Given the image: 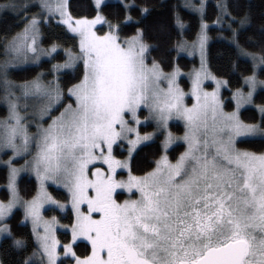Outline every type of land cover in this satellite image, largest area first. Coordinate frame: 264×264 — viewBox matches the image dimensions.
Returning <instances> with one entry per match:
<instances>
[{
  "label": "snow or ice",
  "instance_id": "1",
  "mask_svg": "<svg viewBox=\"0 0 264 264\" xmlns=\"http://www.w3.org/2000/svg\"><path fill=\"white\" fill-rule=\"evenodd\" d=\"M120 2L123 19L117 13L113 20L104 14L109 6L105 0H94L91 18L74 17L68 0H38L39 11L31 19L25 17L23 29L0 36V92L9 110L0 119V151H12L3 162L8 167V199L0 200V264H264V151L237 146L245 139H264V105L257 106L261 113L257 122L246 123L239 116L241 104L251 103L256 89L264 88V80L257 75V69L264 71V20L258 34L247 35L250 10L234 15L228 0H217L218 14L212 23L230 31L226 39L238 58L252 61L251 74L243 76L249 90H235L236 109L229 112L219 95L229 81L208 67L206 0L188 5L200 13L193 41L183 38L184 22L179 13L175 15L181 29L174 45L177 53L188 47L200 53V67L189 74L188 92L179 83V65L165 72L154 57L148 63L155 47L145 40L150 27L145 25V16L150 8L140 6L139 16L133 17L135 0ZM16 7L14 3L0 5ZM57 16L59 23L79 37V52L64 49L68 59L53 64L47 73L42 71L30 80L10 79L13 70L27 71L22 65L30 57L36 63L41 55L51 57L62 47L53 43L45 49L38 42L42 26ZM131 21L144 26L122 37L120 33ZM97 25H107L108 30L99 34ZM151 27L166 33L162 22ZM246 45H258L260 50L251 51ZM78 61L83 63V77L67 89L75 103L51 116L65 99L61 70L75 71ZM45 75L52 78L45 82ZM209 79L216 84L211 91L203 87ZM186 97L194 98V103L187 104ZM30 98H47L40 118L48 115L51 120L47 127L37 123L35 133L28 131L34 121H27L20 111L29 107ZM143 109L148 111L145 126L155 122L152 132L141 133L129 123L131 119L140 125L138 111ZM174 119L184 123L182 136L169 128ZM162 134L164 139L150 161L154 166L133 174L135 154ZM121 140L128 143L123 159L113 154V146ZM180 141L186 144L184 151L170 156L172 146ZM22 155L31 158L17 167L13 160ZM118 169H126L127 178L120 177ZM22 171L34 173L39 184L31 199L20 194ZM50 180L63 184L67 200L62 202L48 191ZM118 189H126L129 198L120 201ZM69 204L74 214L69 225H60L55 215H43L45 205L63 210ZM18 207L24 210V220H31V235L36 240L28 255H24L28 236L18 235L5 223ZM57 226L70 229L69 242L62 243L57 237ZM78 240L87 242L83 252L77 250Z\"/></svg>",
  "mask_w": 264,
  "mask_h": 264
},
{
  "label": "trees",
  "instance_id": "2",
  "mask_svg": "<svg viewBox=\"0 0 264 264\" xmlns=\"http://www.w3.org/2000/svg\"><path fill=\"white\" fill-rule=\"evenodd\" d=\"M187 1V2H186ZM109 6L104 8V14L109 19H115L116 14L119 13V18L123 19L124 9L121 6L120 0L105 1ZM131 2V0H130ZM232 6V12L234 15L242 14L244 10H250L252 23L248 27L247 35L258 34L259 26L264 20V0H228ZM14 3L17 7L15 10L0 8V36L7 33L9 36L23 29L24 24L31 18L32 14L39 11L38 0H0V5ZM69 10L74 17L88 16L93 17L95 15L94 0H68ZM198 5L201 0H135L136 7L131 9L133 17H138L140 14V6H148L150 12L145 16V25L150 26L145 35V40L149 44L154 45V49L150 50L148 62H151V58L154 57L161 62L165 71L172 70L173 66L179 65L183 71H189L192 67L196 66L198 60L195 55L188 56L186 54L177 53L174 45L178 39L181 38V29L176 25L175 15L179 13L181 20L184 22L183 26V38L188 41H193L200 27V13L194 10L188 5ZM28 6L25 8V6ZM217 0H206V16L209 21L208 35L209 40L207 44L208 52V67L211 72L217 77H222L229 81L227 86L222 89L221 97L224 100L226 108H232V94L237 88H243L246 90L247 85L243 83V76L250 75L252 69V61L247 57H237L235 51L230 44V40L226 39L230 37V31L226 30V26L214 24L212 21L216 20L218 9ZM158 22L164 23L166 33L162 34L156 30L155 27H151ZM144 25L136 24L134 21L128 22L124 30L120 33L122 37L131 36L137 27ZM236 26L235 24L233 25ZM247 27V26H246ZM108 30L107 25H98L97 31L103 33ZM43 35L40 37V42L43 47H49L53 43H57L62 47L58 48L57 52L53 53L51 57L42 59L37 64L25 65L22 67L27 68V71L13 70L10 73V78L17 81H23L35 77L40 72L47 73L54 63L63 62L66 58L64 49H71L72 51L78 50L77 36L71 33L65 25L59 23L56 18H53L50 24L42 26ZM251 51H259L258 45H246ZM0 52H2V42H0ZM2 58V56H0ZM233 63L236 67L233 68ZM84 67L81 62L76 64V69H66L61 71V87L64 90L65 99L55 107L51 112V116L59 111L63 104L67 100H71V96L67 94V89L73 84L77 83L82 78ZM258 78H264V71L258 70ZM44 78H52L51 75H45ZM182 87L187 90L189 85L185 77H180ZM2 92H0L1 96ZM1 101V97H0ZM264 104V89H258L253 97V104L248 105L240 110V118L247 122L253 123L261 119V113L257 106ZM3 106H0V115ZM48 116L46 121L49 120ZM171 129L177 132H182L181 124L171 123ZM162 141V135H160L155 143L150 144L147 147H142L135 154V158L132 161L133 174L140 175L143 171H147L150 167L154 166L150 164L154 154H157ZM123 145V144H122ZM239 148H247L253 151H264V139H245L243 142L238 143ZM184 144L178 142L172 146L169 155L172 157L178 156L183 150ZM115 155L121 157L124 155L125 150L120 148V143L114 147ZM5 171L4 167H0V183H5ZM19 190L21 194L26 197H30L35 190V180L32 176H21L19 179ZM49 191L58 199L67 200L68 193L62 188L54 185H48ZM121 193V192H120ZM46 215H56L62 222L71 223L73 213L70 209L62 212L55 208H49L45 211ZM12 230L18 235L24 233L29 238V247L24 255H28L35 248L36 244L33 236L31 235L30 226L22 222V212L20 209H15L13 215L7 219ZM59 239L62 242H67L70 239V233L68 231H59ZM2 239V238H1ZM77 250L83 252L88 246L85 241H78ZM63 259V258H62Z\"/></svg>",
  "mask_w": 264,
  "mask_h": 264
},
{
  "label": "rangeland",
  "instance_id": "3",
  "mask_svg": "<svg viewBox=\"0 0 264 264\" xmlns=\"http://www.w3.org/2000/svg\"><path fill=\"white\" fill-rule=\"evenodd\" d=\"M105 1H109V0H105ZM187 2V1H186ZM189 2H191V0H189ZM187 5H188V3H187ZM91 18V17H90ZM31 19V18H30ZM56 19L59 21V17L57 16L56 17ZM66 26V25H65ZM98 26V25H97ZM67 27V26H66ZM99 33V32H98ZM74 34V33H73ZM99 34H103V33H99ZM75 35V34H74ZM196 38H197V36H196ZM195 38V39H196ZM77 39H78V50L77 51H72L73 53H77V52H79V37L77 36ZM194 39V40H195ZM38 42H39V45L41 46V47H43L42 45H41V42H40V38H39V40H38ZM43 48H45V49H48V48H50V46L49 47H43ZM58 50V49H57ZM179 53H181V54H186V55H188V56H193V55H195L196 56V58H197V60H198V63H197V65L196 66H194V67H192L189 71H181V76L180 77H185L186 79H187V82H188V85H189V87H188V89L187 90H185L186 92H188L189 91V89H190V87H191V84H190V73H192L193 72V70H194V68L195 69H198L199 67H200V53H199V50L198 49H193V48H191V47H188V48H186L185 50H182V51H180ZM189 53H191V55L189 54ZM47 57H49V56H46V55H41V57H40V60H39V62L42 60V59H44V58H47ZM68 59V56H67V54H66V58L64 59V61L63 62H60L61 64H63L66 60ZM250 59V58H249ZM251 60V59H250ZM39 62H36V63H33L32 62V59H31V57H30V59H29V63L27 64V65H30V64H37V63H39ZM78 62H81L82 63V61H78ZM78 62H76V64L78 63ZM149 64L151 63V62H148ZM54 64H56V63H54ZM83 64V63H82ZM22 66H25V65H22ZM63 70H66V69H62L61 71H63ZM258 70H260V69H257V72H258ZM165 71V70H164ZM171 71V70H170ZM165 72H169V71H165ZM83 77V76H82ZM180 77H179V83L181 84V82H180ZM11 79V78H10ZM32 79V78H31ZM51 79V78H50ZM50 79H48V78H44V77H42V80H44L45 82H47L48 80H50ZM259 79H262V80H264V78H259ZM30 80V79H29ZM225 86H227V85H222L221 86V88H220V91H219V95H220V98L222 99V97H221V93H222V89L225 87ZM71 87V86H70ZM181 87H182V85H181ZM203 87L207 90V91H211L212 89H214L215 87H216V84H215V81H213V80H211V79H209V80H205L204 81V84H203ZM261 87H258L257 89H256V91L258 90V89H260ZM261 89H264V88H261ZM249 90V88H248V86L246 87V90L244 91L245 93H247V91ZM256 91H255V93H256ZM254 93V94H255ZM67 94H68V92H67ZM69 95V94H68ZM70 96V95H69ZM1 101H0V106H3V109H2V112H1V115H0V119H3V118H5V117H7L8 116V106H7V103L4 101V99H3V92H2V94H1ZM253 97H254V95H253ZM222 101H223V103H224V100L222 99ZM47 98H41V99H33V98H30L28 101H27V103H28V105H29V107L27 108V109H24L23 107H21L20 108V111L23 113V114H25L26 115V117H27V121H29V122H32V121H34V122H32V123H29V127H28V131L30 132V133H35L36 131H37V128H36V124L37 123H41V124H43V126L44 127H47V125L51 122V120L49 119V120H47L46 121V119H47V117H48V115H45L44 116V118H43V120H41V118H40V116H41V109H43L45 106H46V104H47ZM187 104H189V105H191L192 103H194V98H191V97H186V101H185ZM232 102H233V107L232 108H226L225 107V105H224V107H225V111H229V112H231V111H233V110H235L236 109V100L233 98V94H232ZM25 103V101H23V100H21V105H23ZM68 103H72V104H74L75 103V98L74 97H71V100H67L64 104H63V106L59 109V111L57 112V113H55L54 115H52V116H58L59 115V113H60V111H62L63 110V108H64V106L66 105V104H68ZM253 104V99H252V102L251 103H242L241 104V107H240V109H239V116H240V110L242 109V108H244V107H246V106H248V105H252ZM261 105H264V104H261ZM259 106V105H258ZM258 108V107H257ZM259 110V109H258ZM52 112V111H51ZM130 113L128 114V117H130ZM138 115L140 116V119H141V124L140 125H136L131 119H129V123L130 124H132V126L133 127H138L139 128V130L141 131V133H144V132H152L153 131V129L155 128V122L154 121H150L149 122V124L147 125V126H145V124H144V117L145 116H147L148 115V111H147V109H143V110H139L138 111ZM171 123H176V124H181V126H182V132H177V131H174V130H172L171 129ZM247 123V122H246ZM169 128L171 129V131L175 134V135H177V136H182L183 135V133H184V123H183V121H181V120H172V121H170V123H169ZM130 135V138H135V133H131V134H129ZM164 139V135L162 134V140ZM120 143V145L121 144H123V147L121 148V146H120V148L121 149H123V150H125V153H124V155L123 156H121V157H119V156H117L118 158H120V159H123V158H125V157H127V155H128V151H127V149H128V143H127V140H121V141H119L117 144H119ZM180 143H183V141H180ZM184 144V143H183ZM116 146V144L113 146V154L115 155V153H114V147ZM185 147H186V144H184V148H183V150L182 151H184V149H185ZM34 151H35V149H34V147H33V152H32V154H34ZM181 151V152H182ZM10 156H12V151L11 150H3V151H0V167H4L5 169H6V171H5V183H0V200H7L8 199V191H7V187H6V185H7V183H8V167H7V165L5 164V163H3L4 161H7L8 160V158L10 157ZM31 158V155H22V156H17V157H15L14 158V160H13V163L17 166V167H20V166H22L23 164H24V162H25V160H28V159H30ZM95 163V166L96 167H105L106 168V166L105 165H103L101 162H94ZM89 167H92L91 165L89 166ZM118 173H119V176L120 177H124V178H127V175H128V172H127V170L126 169H123V170H120V169H118ZM23 175H25V176H32L33 178H34V180H35V190H34V192L31 194V196L29 197H26V196H23L22 194H21V191H20V194H21V196H23L25 199H31V197L32 196H34V195H36V192H37V190L39 189V184H38V182H37V179H36V176H35V174L34 173H32V172H28V171H22L21 173H20V177L21 176H23ZM20 177H19V179H20ZM19 179H18V181H19ZM18 185H19V182H18ZM48 185H54V186H56V187H59V188H62L63 190H65L66 192H67V189H65L64 187H63V184L62 183H60V184H57V183H55L54 181H47L46 182V187H47V189H48ZM48 191H49V189H48ZM50 192V191H49ZM118 192H121V195H119V197H118V199L120 200V201H123V200H125V199H128L129 198V193L127 192V190L126 189H118ZM53 195V194H52ZM137 195H138V193H137ZM54 196V195H53ZM55 197V196H54ZM56 199H58L57 197H55ZM132 198H135V197H132ZM68 199V198H67ZM58 200H61V199H58ZM62 202L63 201H65V200H61ZM49 208H55V209H58V210H60V211H62V212H64V211H66L67 209H70L71 210V207H70V204H69V207L68 208H66V209H63V210H61V209H59V208H56L55 206H49V205H45V210H44V212H43V215L45 216V217H51V216H53V215H50V216H48V215H46V213H45V211L46 210H48ZM17 209H20V211L22 212V222H25V223H27L29 226H30V229L32 230V223H31V220L29 219V220H27V221H25L24 220V210H23V208L22 207H18ZM15 210V209H14ZM56 216V215H55ZM73 216H74V214H73ZM59 219V218H58ZM60 220V219H59ZM5 223H8L9 224V222L6 220L5 221ZM70 223H65V222H62L61 220H60V225H69ZM43 230V228L41 227V231ZM59 231H68L69 233H70V239H71V231H70V229H66V228H64V227H60V226H57V232H56V234H57V237L59 238V236H58V232ZM2 237H0V239H1ZM33 238H34V241H35V244H36V240H35V237L33 236ZM70 239H69V241H70ZM69 241H67V242H69ZM78 241H80V240H78ZM77 241V242H78ZM82 241H84V240H82ZM62 242V241H61ZM67 242H62V243H67ZM86 242V241H85ZM36 247V246H35ZM60 251H62V248L60 249Z\"/></svg>",
  "mask_w": 264,
  "mask_h": 264
}]
</instances>
